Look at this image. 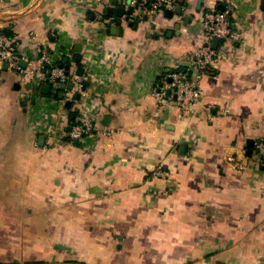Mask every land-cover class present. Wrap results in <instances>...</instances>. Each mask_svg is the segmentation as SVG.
Listing matches in <instances>:
<instances>
[{
  "label": "crops",
  "instance_id": "obj_1",
  "mask_svg": "<svg viewBox=\"0 0 264 264\" xmlns=\"http://www.w3.org/2000/svg\"><path fill=\"white\" fill-rule=\"evenodd\" d=\"M178 1L181 27L130 22L123 0H0L20 55L35 60L42 41L87 78L86 96L62 99L0 62V264H264L263 0H235L237 37L183 117L173 104L156 114L153 90L191 66L216 0ZM84 116L100 130L70 141ZM230 154L246 157L243 171ZM159 165L170 177L148 178Z\"/></svg>",
  "mask_w": 264,
  "mask_h": 264
},
{
  "label": "built area",
  "instance_id": "obj_2",
  "mask_svg": "<svg viewBox=\"0 0 264 264\" xmlns=\"http://www.w3.org/2000/svg\"><path fill=\"white\" fill-rule=\"evenodd\" d=\"M219 5H224L225 9H219ZM235 0H216L212 6L203 10L198 18V35L204 37V44L194 48L189 59L191 66L179 65L170 68L161 79V84L153 90V95L157 98V112L167 105L173 104L179 110L180 116L194 112L201 104L204 96L202 86L204 78L217 68L221 61L220 44L229 42L237 37L232 28V12L235 7ZM122 6L126 11L132 10L128 20L130 22L149 20L157 25L159 18L165 17L167 10L175 11L179 6L186 11V6L181 5L178 0H123ZM101 18V17H100ZM172 26L181 27L184 21L183 15H174ZM214 39L219 40L218 48L212 46ZM20 39L16 35H8L0 28V62H7L17 73L20 79L32 83L38 79L41 83L51 86L56 91L87 95L85 86L86 76L79 73L78 68L70 69L62 63L56 62L51 55L49 46L40 41L37 46L38 56L35 60L19 52ZM23 62H27L24 66ZM98 122L95 116H84L74 122L67 132L70 141L82 140L86 136L99 131ZM104 134L111 137L114 130L105 131ZM259 160L264 164V138L257 144ZM246 157L240 158L235 155H228L227 162L237 170L243 171L246 167ZM170 173L162 165L157 166L148 178H168Z\"/></svg>",
  "mask_w": 264,
  "mask_h": 264
},
{
  "label": "water",
  "instance_id": "obj_3",
  "mask_svg": "<svg viewBox=\"0 0 264 264\" xmlns=\"http://www.w3.org/2000/svg\"><path fill=\"white\" fill-rule=\"evenodd\" d=\"M203 2H204V0H198V4H197V8H196L197 11H200L202 9ZM262 5H263V8H264V0L262 1ZM188 7H189V9H192V5H189ZM219 9L224 10L225 9V6L224 5H220L219 6ZM118 11H119L120 15H122V14L125 13V10L123 8H120ZM128 12H129V14H131L132 13V10H129ZM175 14L176 15H182L183 14V7L182 6H179L175 11L167 10L165 12V17L168 18V19H171V18H173V16ZM190 20H191V17L189 15L186 16L185 24L188 25L189 22H190ZM118 23L120 24L121 21L119 20ZM218 45H219V40L218 39H214L213 42H212V46L214 48H218ZM23 65L26 66L27 65V62H23ZM3 67L4 68H7V67L12 68L11 65H9L7 62L3 63ZM80 72H81V70H80ZM50 90H51V86L50 85H44L43 88H42V91L45 94H49ZM59 97L63 99V97H64L63 96V93H60L59 94ZM80 97L81 96L79 94H77V98L79 99ZM70 104H71V102L68 101L67 106L69 107ZM106 120H107V123H108V121L110 120V118H107ZM45 137H46L45 135L41 136V138H40L41 145H43L45 143V140H46ZM260 141L261 140H258L257 141V144H259Z\"/></svg>",
  "mask_w": 264,
  "mask_h": 264
},
{
  "label": "trees",
  "instance_id": "obj_4",
  "mask_svg": "<svg viewBox=\"0 0 264 264\" xmlns=\"http://www.w3.org/2000/svg\"><path fill=\"white\" fill-rule=\"evenodd\" d=\"M6 33H7L8 35H10V36H11V35H13V33H12V32H10V31H9V32H6Z\"/></svg>",
  "mask_w": 264,
  "mask_h": 264
}]
</instances>
